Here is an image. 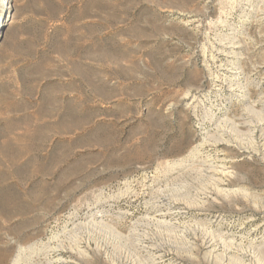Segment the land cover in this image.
Returning <instances> with one entry per match:
<instances>
[{
	"label": "rangeland",
	"instance_id": "1",
	"mask_svg": "<svg viewBox=\"0 0 264 264\" xmlns=\"http://www.w3.org/2000/svg\"><path fill=\"white\" fill-rule=\"evenodd\" d=\"M72 226L68 264H264V0H0V264Z\"/></svg>",
	"mask_w": 264,
	"mask_h": 264
},
{
	"label": "bare ground",
	"instance_id": "2",
	"mask_svg": "<svg viewBox=\"0 0 264 264\" xmlns=\"http://www.w3.org/2000/svg\"><path fill=\"white\" fill-rule=\"evenodd\" d=\"M221 169L224 170L225 168L222 166ZM211 172L214 173V171H211ZM212 174H211V177L214 178V176H212ZM219 174H221V172ZM88 223H90V222H88ZM100 226H102V228H103V226H106V225L103 222H100ZM72 227H73L72 230L71 231L69 230L70 232H68L66 234V237H64L65 238L64 241H62V239H60L61 242L58 245H56V244L52 245L51 244L52 242L50 241L46 245V247H45V245H43L45 248L43 247L44 249L42 248V250L41 249H39V250L35 249V247H31V246L26 247V248L20 247L11 263L12 264H28V262H30V264H31L33 257H41L42 256L43 257V263H41V264H68L67 259H65L61 254V253H63L62 250L67 249V251L70 253L74 254L77 252L76 254H79L78 253L79 252V245L81 244V240H82V237L84 234V232L83 231L81 232L80 229H78L74 226H72ZM77 227H78V225H77ZM79 227H81V226H79ZM86 233H87V231H86ZM57 236H55V237H57ZM61 236H63V234ZM53 239L55 240L56 238H53ZM54 240H52V241H54Z\"/></svg>",
	"mask_w": 264,
	"mask_h": 264
}]
</instances>
